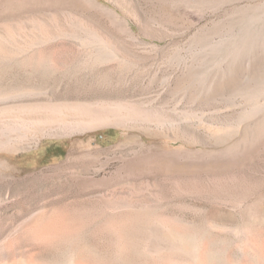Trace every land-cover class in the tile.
<instances>
[{
	"label": "rangeland",
	"instance_id": "rangeland-1",
	"mask_svg": "<svg viewBox=\"0 0 264 264\" xmlns=\"http://www.w3.org/2000/svg\"><path fill=\"white\" fill-rule=\"evenodd\" d=\"M2 134L0 264H264V0H0Z\"/></svg>",
	"mask_w": 264,
	"mask_h": 264
},
{
	"label": "bare ground",
	"instance_id": "bare-ground-1",
	"mask_svg": "<svg viewBox=\"0 0 264 264\" xmlns=\"http://www.w3.org/2000/svg\"><path fill=\"white\" fill-rule=\"evenodd\" d=\"M89 111V110H88ZM92 112V111H91ZM92 114V113H91ZM90 114V115H91ZM94 114V113H93ZM89 115V114H88ZM92 117L93 116H95V115H91ZM108 117V116H107ZM107 117H105L104 119H106ZM96 118V120H97V117H95ZM109 118V117H108ZM107 120H103V119H100V118H98V120L96 121V124L98 123H101V122H106ZM4 134V133H3ZM2 134V138L0 139V150L1 151H5L6 153H4V154H2V156L3 157H7L8 158V154H7V151H9V149H10V141H9V138L8 137H6V135H3ZM8 136V135H7ZM73 150H74V147H72L71 148V150H70V154H72L73 153ZM69 154V155H70Z\"/></svg>",
	"mask_w": 264,
	"mask_h": 264
}]
</instances>
